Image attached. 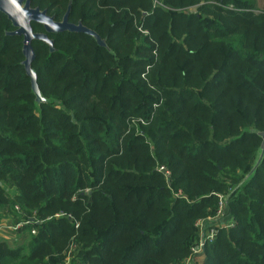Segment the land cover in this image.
I'll use <instances>...</instances> for the list:
<instances>
[{
  "label": "trees",
  "instance_id": "obj_1",
  "mask_svg": "<svg viewBox=\"0 0 264 264\" xmlns=\"http://www.w3.org/2000/svg\"><path fill=\"white\" fill-rule=\"evenodd\" d=\"M69 1L30 6L60 21ZM79 21L106 47L81 32L48 33L52 52L33 40L36 105L0 11V218L38 221L0 240V264H182L219 196L233 226L195 264H264V159L227 197L264 131V5L71 0Z\"/></svg>",
  "mask_w": 264,
  "mask_h": 264
},
{
  "label": "water",
  "instance_id": "obj_2",
  "mask_svg": "<svg viewBox=\"0 0 264 264\" xmlns=\"http://www.w3.org/2000/svg\"><path fill=\"white\" fill-rule=\"evenodd\" d=\"M70 2L67 9L60 21L54 20L53 16L47 14L45 9L41 10L38 7H31L30 0H0V11L4 13L7 19L13 26V30L6 32V35H20L22 36L21 52L23 54V60L21 65L24 68L26 75L30 78V87L35 96V103L39 105L41 102H46L36 83V75L31 67V62L34 58L33 48L31 42L33 40L42 41L47 44L49 51L52 52L53 41L49 39L48 33L58 32H81L92 37L96 43L100 46L106 47L104 39H101L97 33L93 30L85 27L79 21L76 24L68 22V13L70 10ZM31 22H36L42 25L44 32H33L31 28ZM261 139L259 146L257 147L251 167L249 171L242 177L241 181L235 185L227 194L229 197L240 185L247 181L255 172L259 164L264 159V131H255Z\"/></svg>",
  "mask_w": 264,
  "mask_h": 264
},
{
  "label": "built area",
  "instance_id": "obj_3",
  "mask_svg": "<svg viewBox=\"0 0 264 264\" xmlns=\"http://www.w3.org/2000/svg\"><path fill=\"white\" fill-rule=\"evenodd\" d=\"M158 170L162 171L165 175L169 174V172L162 166L159 167ZM225 198L224 196H219L217 212L213 217L198 219L196 221L195 225L198 230L199 241L192 248L191 257L182 264H195L194 259H196L199 255H204V247L214 240V234L217 232V227L231 228L233 226L232 223L223 221L224 215L227 214V210L225 207ZM14 210L16 211V213H20L19 207L16 205H14ZM2 213L3 214L0 218V222H2L0 223V240H7L12 235L18 233V231H20V229L25 225H29L33 222H38L35 218L32 217L28 219L22 216H15L14 213H11L6 209H3ZM220 222L222 223L221 225ZM30 232L35 233V228L31 227ZM3 234H6L7 236L4 235L3 238Z\"/></svg>",
  "mask_w": 264,
  "mask_h": 264
},
{
  "label": "rangeland",
  "instance_id": "obj_4",
  "mask_svg": "<svg viewBox=\"0 0 264 264\" xmlns=\"http://www.w3.org/2000/svg\"><path fill=\"white\" fill-rule=\"evenodd\" d=\"M256 2H257V8L258 9H261L262 8V5H263V3H262V0H256ZM264 2V1H263ZM191 10H193V8L191 9ZM0 223H2V222H0ZM222 223L220 222V225H221ZM4 235L5 236H7L6 234H3V238H4ZM13 236V237H12ZM9 239H7L6 241L8 242V244L9 245H12V244H14L15 242H18V241H20V239H21V237H22V235H20V236H15V235H12ZM15 237H17V239L16 240H14V238ZM15 241V242H14ZM194 256H195V254H194ZM199 256H201V255H199ZM203 257H204V255H203ZM202 257V258H203ZM67 258V260L69 259V258H71V255L69 256V254H68V256L66 257ZM195 260V259H194ZM197 260V259H196ZM69 262H70V260H69ZM69 262L68 263H66V264H69Z\"/></svg>",
  "mask_w": 264,
  "mask_h": 264
},
{
  "label": "crops",
  "instance_id": "obj_5",
  "mask_svg": "<svg viewBox=\"0 0 264 264\" xmlns=\"http://www.w3.org/2000/svg\"><path fill=\"white\" fill-rule=\"evenodd\" d=\"M263 1H264V0H262V3H263V5H264V2H263ZM263 5H262V6H263ZM202 257H203V255L198 256V257L196 258L197 260L195 259V263H197V262H199L201 259H203ZM196 261H197V262H196Z\"/></svg>",
  "mask_w": 264,
  "mask_h": 264
}]
</instances>
